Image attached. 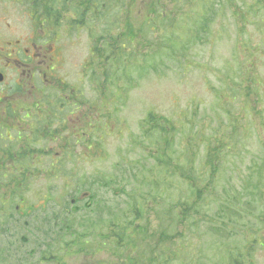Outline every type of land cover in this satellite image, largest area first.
I'll return each mask as SVG.
<instances>
[{"label": "rangeland", "instance_id": "obj_1", "mask_svg": "<svg viewBox=\"0 0 264 264\" xmlns=\"http://www.w3.org/2000/svg\"><path fill=\"white\" fill-rule=\"evenodd\" d=\"M164 3V10L171 11V1ZM234 3L240 7L247 4L255 10L264 6V0L244 3L234 0ZM24 4L0 0V75L3 76L0 87L11 90L8 93L12 92L14 100L23 106L31 103L30 110L23 111L31 117L23 122L27 134H46V140L41 138L34 144L44 155L43 162L35 167L33 184L26 190L28 201L35 200V195L38 200L46 195L47 210L40 216L55 219L56 228L65 218L66 232L73 233L67 236L60 230L62 227L46 228L53 221H34L36 215L26 218L30 226H25L18 215L10 216L11 223H6L1 215L0 250L13 243L14 258L22 254L31 256L36 237L27 231L39 227L37 240L51 244V247L45 245L48 254L54 249L50 238H57L54 242L72 243L88 236L87 253L92 256L88 264H235L236 260L240 264H264V173L260 178L257 170L260 164L264 167V82H258L260 91L254 83L238 87L234 71L242 66L250 44L252 75L257 69L264 80V66L259 67L264 27L252 25L249 19L239 18L235 23L229 15L222 25L217 23L212 28L211 40L220 32L226 34V39L197 45L185 56H176L174 52L169 55L164 39L158 43L149 41L152 49L157 47L153 54L152 49L149 53L158 65L141 77L137 88H134L137 75L126 77V83L130 79L133 87L124 90L116 70L117 59L106 64L94 55L101 51L100 37L104 35L101 16L99 20L88 12L82 14L83 9L70 7L66 0H57V7L64 14L61 25L55 33H41L33 26ZM263 18L261 13L256 19ZM243 23H247L244 34ZM28 42L39 43L41 50L27 45ZM50 47L54 50L48 53L51 61L40 62L48 74L44 86L30 80L26 72L19 79L15 62L7 60L8 53L20 52L23 64H27L30 55L38 62L39 52ZM254 51L261 53L259 59ZM184 57L192 64L190 72H182ZM147 59L153 66L150 56ZM196 61L204 64V70L195 69ZM212 66L216 72L205 70ZM226 71L228 79L222 78ZM92 75L99 80L93 82ZM107 75L112 83L104 88L103 79ZM66 85L74 88L66 90ZM40 87L44 88L40 99L49 102L45 105L50 112L41 122L35 114L40 110H32V105L37 104L32 99ZM256 91L259 98L254 97ZM239 92L248 95L247 103L242 95L238 98ZM101 100L104 102L99 106ZM237 113L241 114L242 123L236 121ZM148 114H153L158 124L171 119L174 125L167 132L170 136L155 134L142 140L141 127ZM57 130L62 134L54 133ZM232 130L237 131L235 138L241 140L240 153L226 151L218 163H211L205 146L214 141L213 136L226 141L232 137ZM8 135L12 141L0 140V147L10 148L13 144L12 154L19 159L17 155L25 151L14 141L16 132ZM165 141L171 143L168 154L184 169L182 177L176 171L164 175ZM18 149L23 152L18 153ZM13 161L8 159V164L16 165L15 169L27 168V162L19 159L14 164ZM212 164L215 168H211ZM251 166H254L252 170ZM100 177L104 182H100ZM74 199L77 202L73 204ZM108 203L111 206H107L106 214L117 208L126 210L128 213L120 218L130 215L136 226L137 233L129 236L132 239L126 245L118 241L119 236L115 238L120 245H116L114 238L109 240L111 231L101 226L108 225L104 218ZM120 223L118 234L124 237L127 233L123 229L129 232L130 226L127 220L120 219ZM87 226H100V230L89 232ZM5 228L14 234L5 235ZM59 248L62 257L68 253L63 264L86 261L78 252L80 244H72L71 251L68 247ZM40 263L49 264L46 260Z\"/></svg>", "mask_w": 264, "mask_h": 264}, {"label": "trees", "instance_id": "obj_2", "mask_svg": "<svg viewBox=\"0 0 264 264\" xmlns=\"http://www.w3.org/2000/svg\"><path fill=\"white\" fill-rule=\"evenodd\" d=\"M26 5V8L30 12V18L33 23V26L37 31L41 33H55L61 25L62 17L64 14L61 13L60 9L57 7V0H21ZM70 7L82 10V14L89 13L93 17L99 19L101 16L100 23L104 29V35L100 37V46L101 51L95 53V57L98 56L103 59L106 64L116 59L117 55H123L126 57H135L145 59L148 57V51L152 49L149 45V41L154 43H158L160 39H164V43L169 45L172 51L176 54V56H185L188 51L198 45V43H202L210 30V24H219L222 25L223 20L228 18L231 14L235 23L240 18L241 20L249 19L252 24L256 25L258 28L260 25L264 27V21L259 22V15L262 13L264 15V6L254 9L253 7L245 4L243 7L237 6L234 3V0H170L173 4V8L171 11H164V4L162 0H101L103 3L100 4L99 0H66ZM244 3L246 0H241ZM232 8H236L233 10ZM163 12V14L161 13ZM94 14L96 16H94ZM36 22L37 24H35ZM247 23L242 24V34L245 33ZM117 30V36L122 37L123 40L119 41L117 38L112 36L111 34ZM135 49L131 55H128V49ZM140 48V50L138 49ZM144 50H148L146 53ZM157 48H153L151 50V54H153ZM245 61V62H244ZM243 64L237 70H234L237 75L236 85L238 87L243 88V86L247 83H254L258 86V81L262 83L259 76L250 75V70L247 69V64L250 62L248 59L244 60ZM182 63L189 64V58L185 57L181 59ZM195 64L200 66L198 62ZM108 67V65H106ZM183 67V66H182ZM186 67V64L185 66ZM244 67V68H243ZM109 68V67H108ZM217 69L211 70L209 72L214 73ZM228 71L222 74V78L228 79ZM141 76L139 73L135 78V86L138 85ZM250 79V80H249ZM252 79V80H251ZM97 79L92 75V81L95 82ZM104 88L107 85H111L112 80L111 76L107 75L104 77ZM122 87L125 90L127 87V83L125 80L120 78ZM254 81V82H253ZM66 89L69 88L68 85L65 86ZM260 88V86H258ZM243 96L244 100L248 97L247 94H243V92H239V96ZM258 92L254 93V97H257ZM115 96H112V99ZM59 100L63 101L61 98ZM103 100L100 101L99 106L103 104ZM44 103L49 104L48 101H44ZM38 107V104L34 106ZM47 111L44 112L42 119H46L50 112L48 110V105H46ZM27 111V110H24ZM19 116V114H18ZM174 125L171 121H164V124H158V122H154L153 115L150 114L147 120L142 124V140L149 137L150 135L159 134L170 136L167 132L171 130V126ZM21 127V126H20ZM20 130H23L20 128ZM50 131V130H48ZM58 135L57 130L54 132ZM41 138L46 140V134H40L39 132L33 134H21L18 133L16 139L14 140L16 144L19 142V147L24 150V153L18 154L20 160L27 162L26 169L23 168L22 171L20 169H9L8 171L0 172V185L4 183V187H0V197L2 201L0 205H3L0 209V215H4L5 222L11 223L13 222L10 216L18 215L20 221L25 226H30V222L27 221V217L30 215H36L35 220L43 219L44 222L53 221L52 226L46 225V228L54 229L56 228V220L49 219L48 217H41L40 214L46 212L45 204L48 202V197L44 195L38 197L35 195V200H29L26 195V190L29 188V184H33L31 181L35 177V172L37 171L35 167H39V165L43 162V151L37 148L34 144L37 143ZM167 146H164V175H168L169 172L176 171V175L183 176L184 169H182V165L176 163L174 157L168 154V150L170 148L171 143H167ZM13 144L8 148L7 155L13 157L12 151H14ZM18 153L23 152L20 149L17 150ZM221 153V148H211L209 160L211 163L217 158V156ZM168 155V156H167ZM173 157V158H172ZM19 159H15L13 161L14 164L19 163ZM161 162V159H158ZM175 165V168L173 167ZM15 166V165H14ZM212 167H215L212 164ZM7 176V177H6ZM100 182H104V178L100 177ZM32 202V203H31ZM50 203V202H49ZM132 205V204H129ZM36 206L38 209H36ZM107 206L110 208V204H106L104 214L106 216V221L108 225H104L108 229V231L115 230L121 231V226L113 227L112 219H115L118 222L121 215L123 213H128L126 210H121L117 208L111 214H106ZM46 209V210H45ZM118 213V215L116 214ZM167 213V212H166ZM164 213V214H166ZM64 215V214H63ZM66 218L69 217V213H66ZM128 215L123 218H127ZM183 218H187V216H183ZM129 224H132V221H128ZM60 230H63L64 235L69 236L73 232H66L68 229V220L60 221L58 224ZM58 227L56 229H58ZM85 229V227H84ZM5 233L12 234L7 232V228H5ZM124 230V229H123ZM39 227L29 228L27 233L30 236L36 237V243H34V247L32 250V255L27 256L25 254L20 255L22 257V261L14 258L12 254V246H3L0 250V264H41L40 262L48 261L49 264H55V258L50 257L47 253V249L45 245L51 247L49 242H38L39 237ZM114 232H110L109 240L114 238V241L117 243L119 240L124 241L123 243L126 245L129 238L132 239L131 233H126L124 237L121 234H117L119 236L118 241L115 238ZM22 233V232H21ZM116 233V232H115ZM137 233V232H136ZM82 234V233H80ZM24 235V232H23ZM86 235V234H83ZM137 235V234H136ZM164 235L171 239V237ZM75 238L77 236L74 235ZM49 238V237H47ZM74 240L72 242L73 245H79V251L84 253L86 258L92 257L87 253V249L89 248L88 236H83V239ZM125 238V240L123 239ZM26 240L25 238H21ZM38 239V240H37ZM50 241H57V238H50ZM63 243H68L67 241H62ZM56 250L59 247L54 244ZM11 248V249H10ZM10 249V251H9ZM98 250V248H97ZM96 250V251H97ZM60 253V252H57ZM175 256H179L178 251ZM138 264V263H137Z\"/></svg>", "mask_w": 264, "mask_h": 264}, {"label": "flooded vegetation", "instance_id": "obj_3", "mask_svg": "<svg viewBox=\"0 0 264 264\" xmlns=\"http://www.w3.org/2000/svg\"><path fill=\"white\" fill-rule=\"evenodd\" d=\"M6 94H4L2 97H0V116H7V111L4 108V104H6Z\"/></svg>", "mask_w": 264, "mask_h": 264}, {"label": "bare ground", "instance_id": "obj_4", "mask_svg": "<svg viewBox=\"0 0 264 264\" xmlns=\"http://www.w3.org/2000/svg\"><path fill=\"white\" fill-rule=\"evenodd\" d=\"M259 30V29H258ZM29 35V34H28ZM19 38V37H18ZM17 38V39H18ZM29 38V37H28ZM20 39V38H19ZM24 41V40H23ZM8 42V41H7ZM48 43V42H47ZM22 44V43H21ZM20 45V44H19ZM7 49V48H6ZM30 49V48H29ZM28 49V50H29ZM32 50V49H31ZM24 54V53H23ZM5 71V70H4ZM1 74V73H0ZM16 77V76H15ZM47 79V78H46ZM16 80V79H15ZM250 80V79H249ZM252 80V79H251ZM3 81H4V79H3ZM259 82V81H258ZM46 84V83H45ZM54 88V87H53ZM62 90V89H61ZM247 103V102H246ZM245 105V104H244ZM247 105V104H246ZM85 107V106H84ZM81 109V108H80ZM87 110V109H86ZM244 110V109H243ZM247 110V109H246ZM247 113V112H246ZM89 114V113H88ZM241 115V114H240ZM259 118V117H258ZM9 134V133H8ZM209 161V160H208ZM7 177V176H6ZM2 184V183H1ZM4 187V186H3ZM120 241V240H119ZM118 244V242L116 243V245ZM118 245H120V244H118ZM129 253V252H128ZM136 264V263H135Z\"/></svg>", "mask_w": 264, "mask_h": 264}]
</instances>
